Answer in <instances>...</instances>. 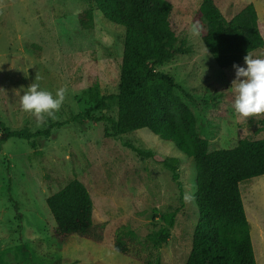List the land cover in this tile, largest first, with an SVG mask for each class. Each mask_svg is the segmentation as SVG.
<instances>
[{"label": "rangeland", "instance_id": "374dc122", "mask_svg": "<svg viewBox=\"0 0 264 264\" xmlns=\"http://www.w3.org/2000/svg\"><path fill=\"white\" fill-rule=\"evenodd\" d=\"M179 52L161 66L139 72L165 97L196 98L207 120L208 151L231 149L264 138V115L244 119L233 108L235 70L220 69L190 23L202 0H166ZM226 20L253 4L264 39V0H212ZM92 14L82 24L79 15ZM123 31L105 20L92 0H0V122L12 130L49 135L0 143V264H184L198 220L192 158L147 129L117 135V103L98 102L115 90L120 75ZM264 58V46L251 53ZM238 66L246 67L244 63ZM160 73L178 87L148 77ZM43 77L35 81V76ZM38 82L55 95L67 88L56 113L37 127L20 99ZM160 161L175 167L172 171ZM80 181L93 202V223L103 227L97 243L53 238L47 197L71 180ZM256 264H264V176L239 184ZM161 231L169 238L162 242ZM124 241L127 255L113 250Z\"/></svg>", "mask_w": 264, "mask_h": 264}, {"label": "trees", "instance_id": "16d2710c", "mask_svg": "<svg viewBox=\"0 0 264 264\" xmlns=\"http://www.w3.org/2000/svg\"><path fill=\"white\" fill-rule=\"evenodd\" d=\"M92 2L105 20L123 31L118 82L113 93L98 102L105 109V100L116 101L114 133L124 135L147 129L173 143L195 162L198 220L184 264H256L239 184L264 176V138L242 140L231 149L209 152L207 120L196 98L186 95L188 102L184 104L179 98L165 97L147 85L139 70L149 63L161 66L179 52L169 24L172 8L166 0ZM92 18L90 12L79 15L82 24ZM196 21L203 26L201 42L220 69L244 63L247 53L264 46L253 4L226 20L212 0H202L194 15ZM147 76L178 88L171 78L160 73L150 72ZM48 135L49 129L31 133L28 129L12 130L0 122V143L20 139L35 148L31 139ZM160 162L175 171L172 164ZM46 206L54 221L53 238L57 243L70 236L103 241V227L93 223V202L80 181L71 180L47 197ZM158 238L165 242L169 235L161 231ZM113 250L128 253L122 239L114 242Z\"/></svg>", "mask_w": 264, "mask_h": 264}, {"label": "clouds", "instance_id": "9594fccd", "mask_svg": "<svg viewBox=\"0 0 264 264\" xmlns=\"http://www.w3.org/2000/svg\"><path fill=\"white\" fill-rule=\"evenodd\" d=\"M203 26L198 22L190 23V34L193 37L200 36ZM206 55L208 49L204 47ZM246 67L233 65L235 70V98L233 108L235 113L244 119L264 115V58H254L251 53L244 57ZM43 79L37 74L35 81ZM67 88L60 87L53 95L48 90L41 89L38 82H33L20 99V106L26 113L31 114L37 127L45 124L47 119L55 120L56 113L61 109L66 97ZM186 203L194 201V195L184 196Z\"/></svg>", "mask_w": 264, "mask_h": 264}]
</instances>
